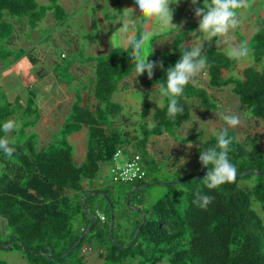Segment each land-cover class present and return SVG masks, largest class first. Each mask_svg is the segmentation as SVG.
Instances as JSON below:
<instances>
[{
  "label": "trees",
  "instance_id": "trees-1",
  "mask_svg": "<svg viewBox=\"0 0 264 264\" xmlns=\"http://www.w3.org/2000/svg\"><path fill=\"white\" fill-rule=\"evenodd\" d=\"M47 1L48 4L41 5L37 0H0V49L15 29V25L4 20V16L19 18L18 25L27 23L32 29H36L48 13H53L58 23L68 17L59 0ZM257 28L252 37V55L257 65H263L262 69L248 67L243 72V79L226 78L224 73L231 71L235 60L215 49L206 50L207 68L209 89L232 85V92L240 103L248 107L256 120L264 123V19H257ZM190 34V31L178 34L171 49L159 56L163 69L158 67L150 80L151 85H166V70L180 59L182 50L192 46ZM130 53V47L117 48L98 61L92 90L96 104L93 106L84 99L74 102L60 131L61 140L39 149L37 137L33 134L23 144L9 142V147L14 148L10 157L0 150V164L4 166L0 174V216L6 218L8 225L15 230L11 249L17 246L27 264H90L84 250L88 252L94 247L104 264H159L165 260L167 264H264V220L254 208V204H258L264 214V150L253 136L244 143L232 139L229 159L238 170L235 182L209 190L202 182L207 168L199 178L188 176L181 179L187 183L188 189L184 213L176 201L163 198L151 212L138 208L145 215L146 222L143 224V219L136 213L130 231L117 223L115 215L113 235L107 218L104 223L101 221L97 214L96 191L85 190L83 182L95 180L101 164H111L118 150L126 153V146L135 150L129 159L139 158L145 163L152 137L174 132L191 119L188 99L198 98L205 103L210 100L206 89L190 83L184 96L179 98L184 112L175 119L167 115L168 97H164L163 107H155L152 103L144 105L140 116L142 139L128 132L108 130L109 119L119 118L124 111L120 104L113 102V96L121 89L123 80L135 71V65L129 59ZM12 55L11 50L9 53L0 51V61L12 64ZM27 57L31 58L30 55ZM69 68H66L68 74ZM35 97L31 95L27 107L20 98H16L14 103L1 105L0 138L8 137L3 125L16 115L26 120L23 132L36 126L41 119V111ZM32 116L33 120H27ZM84 129L88 130L90 144L85 161L78 166L67 138ZM216 144L215 139L204 147L200 146L195 155L199 158V151ZM145 164L150 165V162ZM143 167L149 175L144 164ZM249 171L253 173L242 176ZM251 176H259L254 187L239 186L241 181ZM157 181H149L147 177L133 184L138 188ZM198 192L214 197L206 209L193 202ZM86 194L90 196L84 197ZM104 194L115 211L118 201H113L107 192ZM134 196H137L136 192L130 200ZM84 210L96 219V223L75 250L62 259L91 225ZM139 227L141 231L128 248ZM69 260L72 261L67 262ZM0 264L7 263L0 261Z\"/></svg>",
  "mask_w": 264,
  "mask_h": 264
},
{
  "label": "rangeland",
  "instance_id": "rangeland-1",
  "mask_svg": "<svg viewBox=\"0 0 264 264\" xmlns=\"http://www.w3.org/2000/svg\"><path fill=\"white\" fill-rule=\"evenodd\" d=\"M37 1L41 5L48 4L46 0ZM198 1L202 7L204 0ZM49 14H47L45 20L35 30L31 28L27 29L25 24L19 26L16 23L19 21V18L4 16V20L15 25V29L13 35L3 42V49H0V51L4 50L8 51V53L10 50L13 52L10 60L12 64L0 61V107L7 102L14 103L16 98L22 99L25 105H28V99L31 98V95H35L36 102L40 104L45 101L54 102L63 94V85H69L71 90H75V92L78 91L76 87L77 89L82 88L83 85L81 84L73 86V83L77 79L70 75V72L68 74L66 68L73 62L75 56L83 61L88 59L89 41L85 38L89 35V32L86 23L83 25L80 18H75L80 19V22L74 24V27L69 31L61 27L51 28ZM253 16L257 19H264V0H249V6L240 12V21L244 22ZM69 25L72 26V24ZM250 30L241 31L238 27L233 31L237 34L235 37L240 42L247 41L250 55L242 60L234 59L235 65L231 71L224 73L226 78L243 79V72L248 67L262 69L263 65H257L252 55L254 30ZM76 44L80 45V50L75 55L72 52V48ZM210 49L227 53L223 47L217 48L215 40L211 42V45L205 46V51ZM63 53L67 56L65 59L61 58ZM28 55L31 58L27 57ZM15 60L16 62H14ZM13 62L16 64L13 65ZM88 79L92 80L93 90L94 78L92 76ZM193 84L208 91L209 102L205 103L198 98L188 99L191 106V119L174 132L164 134L161 137H152L148 145L149 154L145 160V163L150 162V165L141 161L142 165L144 164L149 172L148 180L153 181L154 179H158L157 182L160 183L137 191V196L132 197L131 200L129 198L128 203V197L132 196L130 193L136 189V186L133 183H114L110 172V163L101 164L100 171L95 180H85L83 182L85 190L101 193L96 198L97 214L99 216L104 215L108 223L112 222L113 214L111 207H108L111 204L104 192H107L113 201H118L119 204L115 208L114 215L117 223H121L122 227H126L129 231L133 228L132 219L136 216V209L139 208L143 211L151 212L153 206L163 198L176 201L179 210L184 213L187 209L186 197L188 189L186 187L187 183H183L181 179L188 176L199 177L205 174L203 166L200 164L199 158L195 153L200 146L204 147L208 142L214 141L217 131L227 128L229 137L235 138L240 143H244L251 136L256 137L261 148L264 150V123L256 120L250 114L248 107L240 103L239 98L232 92V85L222 89H209L208 68L195 78ZM90 87L88 85V88ZM125 95L121 89L114 94L113 102L120 104L126 111L119 118H110L107 129L111 131L114 129L121 133L128 132L131 136L142 139L140 116L144 105L152 103L155 107H158L156 102L160 101L161 107H163L165 105L164 97L160 95L161 98L158 100L156 94L152 96V98L156 97L155 99H149L147 95L139 93L140 99L139 101H135L136 106L128 108L126 105L127 100L126 102L124 101ZM65 104L63 103L61 108L62 117L64 116V112H66ZM70 107L71 105L66 107L68 108L67 113ZM227 110L242 115L240 126L229 128L220 119L219 114ZM33 118L32 116L27 120H33ZM13 119L11 121L14 122L15 127L7 132V138L10 143L23 144L30 135L35 134L37 137V147L41 149L45 147L41 145L47 144L48 140L51 139V134L48 132L43 133L40 141L38 134L32 129L33 127H28L23 132L25 119H21V116L16 120L15 118ZM208 121H213L214 123L204 124ZM61 139L60 133L53 132V138L48 144ZM78 140L79 144L75 143V141L71 142L70 137L67 138L69 148L73 151L76 165L80 166L85 161L89 148V133L84 132V130L80 131ZM189 144H192L193 147L189 148ZM209 148H212V146H209ZM125 151L126 153H123L120 159V163L122 164L126 163L131 154L135 152L131 146H126ZM181 158L185 159L187 163L180 162ZM3 168L4 166L0 164V174ZM258 177L251 176L245 178L244 181L240 182L239 186L251 189L259 182ZM98 204H103V206ZM254 208L264 220V214L260 206L254 204ZM78 226L77 224V229ZM14 235L15 230L8 225L6 218L0 216V245L6 244L2 246H8ZM85 258L90 264H104V260L99 256L96 247L85 252ZM0 261L7 264H27L23 252L17 246L10 250L0 247ZM70 261L72 260L67 262Z\"/></svg>",
  "mask_w": 264,
  "mask_h": 264
},
{
  "label": "clouds",
  "instance_id": "clouds-1",
  "mask_svg": "<svg viewBox=\"0 0 264 264\" xmlns=\"http://www.w3.org/2000/svg\"><path fill=\"white\" fill-rule=\"evenodd\" d=\"M179 2L180 0H134L135 5L138 6L139 16L134 15L136 8L133 7L121 11L122 15L118 19L122 27L116 32L124 37L122 43L131 48L129 59L134 63L138 77L147 73L148 78L152 79L157 64L150 62V56L145 55V47L152 40L154 33L145 26L144 30L136 35L137 25H145L148 21H154L159 23L161 30L176 29L181 31L182 26L173 23L174 9L171 7L173 4L178 5ZM191 4L196 6L198 0H191ZM248 6L249 0H204L202 7H194L198 28L190 33L194 37H197L198 33L202 35L196 38L191 47L180 52V59L174 66H170L166 70V85L161 84L159 87L160 95L169 98L167 106L169 118L175 119L177 115L183 114L184 108L180 105L179 98L184 96L186 87L193 83L195 78L208 67V54L200 41L211 43L215 40L217 48L221 45L227 46V55L235 60L249 57L250 49L247 41H241L239 44L230 43L231 33L241 23L240 12ZM181 47L183 48V45ZM159 66L163 69L162 63ZM156 104L161 107L160 101H157ZM219 115L229 128H236L242 122V115L231 110ZM197 119L199 120L198 117ZM213 123V121H208L204 124ZM14 127L13 121H7L3 125V130L7 133ZM215 135L216 146L199 151V162L208 169L202 182L209 190L235 182L238 174L237 167L229 159L230 145L233 140L229 137L227 128L217 131ZM188 147L191 148L193 145L189 144ZM0 150L8 157L12 156L14 152V148L9 147L7 138H0ZM181 161L187 163L183 158ZM213 200L214 197L198 192L193 202L206 209ZM163 264H167V261L165 260Z\"/></svg>",
  "mask_w": 264,
  "mask_h": 264
},
{
  "label": "crops",
  "instance_id": "crops-1",
  "mask_svg": "<svg viewBox=\"0 0 264 264\" xmlns=\"http://www.w3.org/2000/svg\"><path fill=\"white\" fill-rule=\"evenodd\" d=\"M59 2L66 11L68 17L62 23H58L55 20L53 13H50V27L66 28L69 31L74 27V24L80 22V19L82 20L81 22H83V25L86 23V27L89 32V35H87L85 38L89 41L88 59L83 61L79 60L77 56H75V58H73V62L68 65L70 66L68 72H70V75L77 79L73 83V86L81 84L83 85L81 89H77L76 87V90L78 91L75 92V90H71L69 85H63L64 92L60 97L57 98L56 101H45L44 103H39L41 119L32 129L36 131L40 141L43 133L45 134L50 132L51 139L48 140V142L52 140L53 132L60 133L75 101L84 99L86 101H90L93 106L96 104L92 94V80L88 78L93 76L95 80V70L99 60H102L104 57L109 55L114 49L127 48V46L122 43L124 37L120 33L116 32L120 27H122V25L119 24L118 19L122 15L121 11H123L125 8L133 7L136 8L134 15L139 16L138 6L135 5L134 0H59ZM171 7L174 9L173 23L177 26H182L181 31L176 29L161 30L159 23L154 21H148L145 25H137L136 28L135 34H137L139 31H143L145 26L149 31L154 33L152 40L145 47V55L150 56V62L157 64V67L154 69L153 77L155 76L160 65L159 56L164 51L171 49L176 36L186 31H195L198 28V20L194 14V7H201L199 1L196 6H193L191 4V0H180L178 5L173 4ZM69 24H72V26ZM25 26L27 29L31 28L27 25V23H25ZM238 27L241 31L248 29H251L250 31L254 30V34L258 29L257 18L255 16L248 18L244 22H241ZM200 35L202 34L198 33L197 37H194L192 34H190L191 45H193V43L196 41V38H199ZM235 35H237L235 32L231 33L230 43L239 44L240 41L235 37ZM237 41L238 43H236ZM200 43L203 44L204 50L205 46L211 45V43L207 41H200ZM220 47L226 49L227 46L221 45ZM79 50V44L73 45L72 52L75 55L79 52ZM66 57L67 56L64 53L61 55L62 59H65ZM152 58H155V60L151 61ZM15 64L16 63L13 65ZM150 80L151 79L148 78L147 73H144L138 77L135 71L131 73V75H129L125 80H123L121 83V91L126 94L124 101L126 102L127 100L126 105L128 108L136 106L135 101H139L140 99L139 93L147 95L149 99L150 94L151 98L156 94L158 100L161 98L159 87L151 85ZM88 85L91 87L88 88ZM155 98L156 97L152 99ZM35 103H37L36 100ZM63 103H66V107L68 105H71V107L68 110V113V108L65 107L66 112H64V116L62 117L61 108ZM125 111L126 110L124 109V114ZM18 117L19 115L14 116L11 119L14 120L13 118H15L16 120ZM84 132H88V130L84 129ZM79 135L80 132L72 134L69 136L70 141H75V143L79 144ZM48 142L47 144L41 146L43 147L48 145ZM120 159L121 157L119 158V162Z\"/></svg>",
  "mask_w": 264,
  "mask_h": 264
},
{
  "label": "built area",
  "instance_id": "built-area-1",
  "mask_svg": "<svg viewBox=\"0 0 264 264\" xmlns=\"http://www.w3.org/2000/svg\"><path fill=\"white\" fill-rule=\"evenodd\" d=\"M122 154L123 151L118 150L110 166L113 182L117 184H130L145 180L148 175L141 160L139 158L129 159L126 163L122 164L119 162ZM100 219L103 223L106 221L104 215H100ZM84 252H86V249Z\"/></svg>",
  "mask_w": 264,
  "mask_h": 264
},
{
  "label": "water",
  "instance_id": "water-1",
  "mask_svg": "<svg viewBox=\"0 0 264 264\" xmlns=\"http://www.w3.org/2000/svg\"><path fill=\"white\" fill-rule=\"evenodd\" d=\"M204 171L206 172V168H205V167H204ZM249 173H253V172H252V171H249V172L243 174L242 176H246V175H248ZM199 177H200V176H199ZM199 177H195V178H199ZM158 183H160V182H155V183H152V184H150V185L140 186V187H138V188L132 190L131 193H130V195H132L133 193H135V192H137V191L143 190V189H145V188H147V187H150V186L156 185V184H158ZM100 194H101L100 192H96V193H94L95 196L100 195ZM89 196H90V194H86V195H84V197H86V198L89 197ZM84 197H83V198H84ZM83 198L81 199V201L83 200ZM129 198H130V197H128V203H129ZM110 207H111V209H112V214H113V215H112V222H111V225H110V234L113 235V228H114V218H113V217H114V209H113L112 205H110ZM84 211H85L86 216L90 219V221H91V225L89 226L88 231H87L84 235L81 236L79 242H77L76 245H75L71 250H69L66 254H64V255L61 257L62 259L66 258L69 254H71V253L75 250V248H76V247L78 246V244H79V243L85 238V236L91 232L92 228L94 227V225H95V223H96V219H95L94 217H92V216H91L86 210H84ZM136 212L140 215L141 219H143V224H144V223L146 222V217H145V215H144L141 211H139L138 209H136ZM140 231H141V227H139V229L136 231L135 236H134L133 240L131 241V243H130V245H129L128 248H130V247L133 245V243H134V241L136 240V238H137V236H138V234H139ZM12 241H13V240L11 239L10 242H9V245H8V246L3 247L2 245H0V247L4 248L5 250H10V249L12 248ZM122 248H123V247H122ZM123 249H127V248H123ZM49 256H50L51 258L57 260V258L54 257L52 254H50Z\"/></svg>",
  "mask_w": 264,
  "mask_h": 264
}]
</instances>
